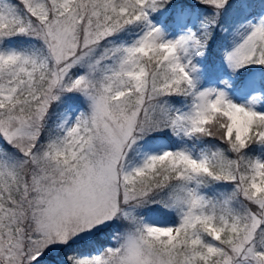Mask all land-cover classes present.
Masks as SVG:
<instances>
[{
	"label": "snow or ice",
	"instance_id": "obj_1",
	"mask_svg": "<svg viewBox=\"0 0 264 264\" xmlns=\"http://www.w3.org/2000/svg\"><path fill=\"white\" fill-rule=\"evenodd\" d=\"M172 3L0 0V264H264V4Z\"/></svg>",
	"mask_w": 264,
	"mask_h": 264
},
{
	"label": "rangeland",
	"instance_id": "obj_2",
	"mask_svg": "<svg viewBox=\"0 0 264 264\" xmlns=\"http://www.w3.org/2000/svg\"><path fill=\"white\" fill-rule=\"evenodd\" d=\"M177 7H183V6L176 5L172 9H169L164 13H162V16L159 18H153L152 16H150V20L152 24L155 26H159L165 33H167V38H174L176 35L182 34L180 29H186L187 27H191L193 29L198 21V14H199L198 7L195 8L190 7L194 10L192 14L189 15L187 19L183 21V23L173 22L172 30L166 31L164 21L170 14H172V18H173V14ZM218 68H219V72L217 73V75L215 77L210 76L209 78L206 77L203 72H200L197 69V72L193 74L197 82V87L201 89L217 88L218 90H223L228 93L229 98L232 99L233 102L238 104H247V102L251 99V96L257 95L255 91L241 90L238 87H233V82L237 79V77L232 72V70L227 67L226 64L223 63V65L218 66ZM222 80L228 81V84L225 85L221 83ZM250 92L251 95L249 94ZM259 95L262 97V99H260L254 105V107L257 110H264V92L259 93Z\"/></svg>",
	"mask_w": 264,
	"mask_h": 264
},
{
	"label": "trees",
	"instance_id": "obj_3",
	"mask_svg": "<svg viewBox=\"0 0 264 264\" xmlns=\"http://www.w3.org/2000/svg\"><path fill=\"white\" fill-rule=\"evenodd\" d=\"M252 3L257 5L255 10L257 12H260L261 9L258 7V5L264 4V0H252ZM176 5L188 6V7H192V8L198 7L199 14H201L204 11L202 6H200L196 3V0L195 1H193V0H173V3L167 9L159 10L158 12L153 13L151 16L153 18H159L162 16V13L173 8ZM164 25H165L166 31L172 30V25H173L172 15H170L169 17H167L165 19ZM197 27H198V22L196 23V25L194 26L193 29L196 30ZM229 46H230V44H229L228 39L225 36H223L222 34L217 33L214 40L212 41V47L208 53V58L201 60L197 64V69L200 72H203L205 74V76L208 78L210 76L215 77L218 73L217 66L223 65V58L221 55V50L223 48L229 47ZM209 65H211V67H209Z\"/></svg>",
	"mask_w": 264,
	"mask_h": 264
}]
</instances>
